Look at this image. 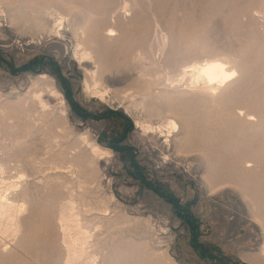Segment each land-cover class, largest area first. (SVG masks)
<instances>
[{
	"label": "rangeland",
	"instance_id": "obj_1",
	"mask_svg": "<svg viewBox=\"0 0 264 264\" xmlns=\"http://www.w3.org/2000/svg\"><path fill=\"white\" fill-rule=\"evenodd\" d=\"M64 1L80 13L57 28L58 0H0V193L35 202L47 240L21 264H49L46 243L64 264L55 213L69 199L82 225L104 226L86 251L95 264L113 254L117 264H264L251 208L264 212V0H126L133 17L119 18L120 39L105 42L110 72L100 83L113 103L85 93L93 65L85 69L74 49H94L87 42L101 38L122 0ZM45 7L51 15L39 13ZM94 19L104 20L96 30ZM211 59L238 73L224 101L199 100L203 85L193 89L183 74ZM170 119L169 138L138 127ZM85 141L110 157H93ZM54 187L60 200L39 227ZM12 228L0 219L1 241L12 243Z\"/></svg>",
	"mask_w": 264,
	"mask_h": 264
},
{
	"label": "bare ground",
	"instance_id": "obj_2",
	"mask_svg": "<svg viewBox=\"0 0 264 264\" xmlns=\"http://www.w3.org/2000/svg\"><path fill=\"white\" fill-rule=\"evenodd\" d=\"M58 2L61 4L62 8L64 9V12L59 13L56 11L57 17H55L54 19V26H56L57 28L61 27L62 24L67 21L68 18L66 19V17L71 15L72 12L76 14L80 13L79 10H76L73 7H71L64 0H58ZM50 9L51 7L40 8L39 13H44L49 16L51 15L49 11ZM112 13H113V17H112L113 22H111L109 26H107L102 30L101 38H99L97 35L91 36L92 39L87 42L88 44L93 45L94 47L93 50L88 49L83 43L77 41L74 49L75 58L80 64H82L85 67V69L88 67V64L93 65L91 70L86 69V80L84 82L85 93L87 92L88 95L91 96L92 98L96 97L102 101L105 102L109 101L111 103L115 102V98L110 94L109 90L100 83L103 74L105 72H110L108 69L109 68L108 61L110 59L106 52L105 42L118 41L120 39L121 31L119 27V18H126L128 16L130 18L133 17V14L130 13L129 11V4L126 2V0H122V4L119 7V9L116 12H112ZM103 21L104 20L102 19H97V20L94 19L92 21L95 30L98 28L99 24L102 23ZM56 31L58 30L56 29ZM81 34L85 35L84 30H82ZM83 35H81L82 38ZM163 42H165L164 39ZM182 69H183V74L189 75V77L191 78V86L193 89H197L198 86L203 85L205 91H203L200 94H197V98L205 102L207 100H210V102H214L216 100L224 101L226 100V98L228 99L229 97L228 96L229 94L227 93L228 86H225L224 83L228 82L234 77V75L238 74L235 69L229 68L227 66V62L220 59L207 60L202 64H196V63L186 64L183 66ZM39 79L44 80L46 79V77L41 76ZM261 86L262 85H260V88ZM51 95L58 101L57 105L62 109L61 111L62 116H64L63 107L65 102L63 98L60 97L59 93L53 88L51 91ZM156 95L159 96L158 94ZM32 96H33L32 98H34V100L37 101L42 108L46 107L45 101L42 99V95H40L39 93L38 94L34 93L32 94ZM242 109L243 108L239 109V115H244V117H247L248 119L255 118V116L252 113H246V112L243 113ZM234 115L235 114H233V116ZM138 127H142L146 131L159 134L160 136L165 135L164 137L169 138L170 136H172L174 130L177 129V124L175 121L170 119L164 125L161 124V125L152 126L147 124L143 125L142 123L138 125ZM85 142L87 147L90 149V154L93 157L101 158V157H108L110 155L109 151L102 149L97 144H90L87 141ZM249 163H254L251 158L242 161L241 162L242 168H246V165ZM3 171L4 168L0 165V174L3 173ZM57 179L59 178H56V180ZM0 180L3 179L0 178ZM50 182H52V180L51 181L49 180V183ZM51 188L52 186L50 185L49 189ZM60 195L61 193L59 191V188L54 187L52 193L50 194V197L48 198V203L42 205L41 209L39 210V217L41 219V222L39 223V227L45 224L46 215L49 213L52 202L59 201ZM263 195L264 194H262V196ZM34 204L35 202L33 201L29 202L28 200H24V199L21 200V202L15 201L8 198L4 194L0 193V219H5L6 222L8 221V223H11L13 227L11 230L12 243L10 244L0 240V260L5 262V264L23 263L24 261L22 259V256L20 255H29V257H32L33 255L35 256L37 250L39 249V244L42 243V240L47 241L45 236L43 235H41L40 237L38 236L39 233L36 225L38 211ZM251 208L254 213L253 216L254 219L262 226V229L264 230V212L259 213L254 204L251 205ZM11 211L16 212L17 217L20 218L18 222L14 221L15 219L12 220L9 218V213ZM23 215H26L24 220L22 219ZM82 221L83 219L80 216V214L77 213L76 204L72 199L66 200L64 202L63 201L60 202V205L56 209V213H55V223L58 227L60 244L65 251V257L63 259L64 264H75L79 260L81 261L83 258L85 260V263L87 264H95L97 261V257L88 256L87 258H85V256L87 255L86 253L87 249L92 246L93 241L98 236L100 231L103 230L104 226L101 224H95L91 229H89L86 225H82ZM36 240H39L40 242V243L37 242V247L35 245ZM10 245H12L13 248H11ZM42 246H43L42 249L43 252L45 250L47 254V252L49 251L47 258L49 264L50 261L53 262L51 264L62 263L60 256L56 255L57 253L55 251L53 252L54 248L52 245L46 243V246L45 244ZM262 256H264V247H262V249L259 252V257L262 258ZM114 258H116L114 254L111 257L109 256V259L111 260H109L108 264H117L114 261Z\"/></svg>",
	"mask_w": 264,
	"mask_h": 264
}]
</instances>
